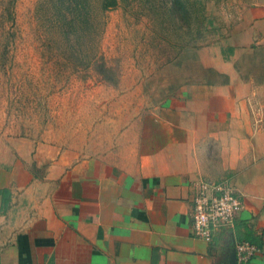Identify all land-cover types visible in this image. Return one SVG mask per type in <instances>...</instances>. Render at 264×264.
Segmentation results:
<instances>
[{"label": "crops", "instance_id": "crops-1", "mask_svg": "<svg viewBox=\"0 0 264 264\" xmlns=\"http://www.w3.org/2000/svg\"><path fill=\"white\" fill-rule=\"evenodd\" d=\"M239 4L197 79L88 153L0 135V264H231L241 241L264 264V0ZM222 180L241 207L205 241L193 197Z\"/></svg>", "mask_w": 264, "mask_h": 264}, {"label": "rangeland", "instance_id": "rangeland-1", "mask_svg": "<svg viewBox=\"0 0 264 264\" xmlns=\"http://www.w3.org/2000/svg\"><path fill=\"white\" fill-rule=\"evenodd\" d=\"M180 1L117 0L102 10L90 0L80 10L68 0H0V135L57 156L88 153L120 121L175 96L203 73L198 49L224 38L240 8ZM99 63L116 82L103 80Z\"/></svg>", "mask_w": 264, "mask_h": 264}, {"label": "built area", "instance_id": "built-area-1", "mask_svg": "<svg viewBox=\"0 0 264 264\" xmlns=\"http://www.w3.org/2000/svg\"><path fill=\"white\" fill-rule=\"evenodd\" d=\"M241 201L228 181L201 182L192 201L191 222L197 238L211 241L222 228L232 227ZM255 248L248 242L236 243L237 264H247Z\"/></svg>", "mask_w": 264, "mask_h": 264}, {"label": "trees", "instance_id": "trees-1", "mask_svg": "<svg viewBox=\"0 0 264 264\" xmlns=\"http://www.w3.org/2000/svg\"><path fill=\"white\" fill-rule=\"evenodd\" d=\"M64 0H62L63 2ZM70 3L75 4L74 8H78L80 9L81 7H89L90 6V0H68ZM100 7L102 10H106L110 7H114L117 5V0H101L100 3ZM172 7L174 8L175 5H179L182 6V3L180 0H172ZM171 9V8H170ZM81 10V9H80ZM205 15L204 14H200L197 19L199 20V26L200 28H204L205 26ZM209 22V21H207ZM199 29V36L201 35V30ZM96 70L98 71V73L102 76L103 80L105 81H113L116 82L114 79V72L111 68L107 67L106 65H104L103 63H99L96 65Z\"/></svg>", "mask_w": 264, "mask_h": 264}, {"label": "water", "instance_id": "water-1", "mask_svg": "<svg viewBox=\"0 0 264 264\" xmlns=\"http://www.w3.org/2000/svg\"><path fill=\"white\" fill-rule=\"evenodd\" d=\"M231 264H237L235 247H234L232 254H231Z\"/></svg>", "mask_w": 264, "mask_h": 264}]
</instances>
